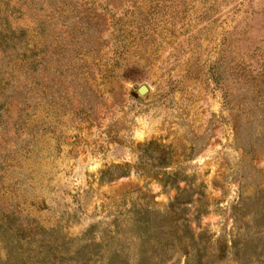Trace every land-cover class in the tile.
I'll return each mask as SVG.
<instances>
[{
  "label": "rangeland",
  "instance_id": "374dc122",
  "mask_svg": "<svg viewBox=\"0 0 264 264\" xmlns=\"http://www.w3.org/2000/svg\"><path fill=\"white\" fill-rule=\"evenodd\" d=\"M0 264H264V0H0Z\"/></svg>",
  "mask_w": 264,
  "mask_h": 264
},
{
  "label": "water",
  "instance_id": "95a60500",
  "mask_svg": "<svg viewBox=\"0 0 264 264\" xmlns=\"http://www.w3.org/2000/svg\"><path fill=\"white\" fill-rule=\"evenodd\" d=\"M148 89L146 86H141L139 89H138V94L139 95H144L145 93H147Z\"/></svg>",
  "mask_w": 264,
  "mask_h": 264
}]
</instances>
